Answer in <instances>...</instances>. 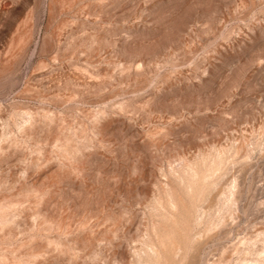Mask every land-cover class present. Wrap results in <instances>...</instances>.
<instances>
[{"label": "rangeland", "instance_id": "374dc122", "mask_svg": "<svg viewBox=\"0 0 264 264\" xmlns=\"http://www.w3.org/2000/svg\"><path fill=\"white\" fill-rule=\"evenodd\" d=\"M0 264H264V0H0Z\"/></svg>", "mask_w": 264, "mask_h": 264}]
</instances>
